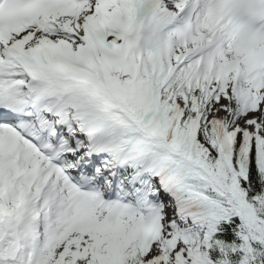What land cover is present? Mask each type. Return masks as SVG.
I'll return each mask as SVG.
<instances>
[{
  "label": "snow or ice",
  "instance_id": "obj_1",
  "mask_svg": "<svg viewBox=\"0 0 264 264\" xmlns=\"http://www.w3.org/2000/svg\"><path fill=\"white\" fill-rule=\"evenodd\" d=\"M0 264H264V0H0Z\"/></svg>",
  "mask_w": 264,
  "mask_h": 264
}]
</instances>
